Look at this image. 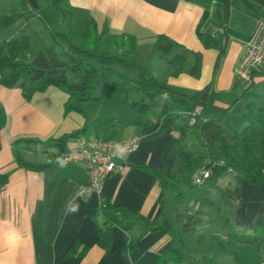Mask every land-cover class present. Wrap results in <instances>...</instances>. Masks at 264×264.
Segmentation results:
<instances>
[{
    "label": "crops",
    "instance_id": "obj_1",
    "mask_svg": "<svg viewBox=\"0 0 264 264\" xmlns=\"http://www.w3.org/2000/svg\"><path fill=\"white\" fill-rule=\"evenodd\" d=\"M245 2L258 9L262 17ZM67 4L72 13L74 35L82 36L87 21L92 19L98 31L106 26L111 34L134 36L137 63L145 77H153L163 86L187 95L210 86L217 108H227L241 97L243 85L236 74L238 63L260 17L264 18V0H230L227 20L223 5L218 1L201 4L186 0H67ZM205 11L208 12L207 26L225 32L221 54L216 48L204 47L196 35ZM160 35L179 45L168 59L187 51L182 71L177 75L172 65L152 50ZM196 54L200 55L201 63L200 74L194 77L189 70ZM137 75L140 78L139 72ZM254 81L264 88V68L254 75ZM66 100L67 95L56 87L36 92L26 100L19 87L0 85V174H8L7 182L0 188V264H158V259L172 243L168 234L143 233V229L137 227L132 236L141 237L128 251L125 233L113 226L109 247L102 249L97 245L98 224L94 217L104 197L112 205L137 212L150 221L160 219L162 191L152 175L135 165L159 169L174 146L177 133L140 138L138 149L127 157L124 171L104 181L102 194L81 197L77 194L78 188L88 184L83 168L74 164L62 166L58 160L43 170L19 168L12 148L18 139L40 141L33 145V150L22 154L33 165L45 164L48 154L73 148L77 136L61 145L57 140L82 128L86 119L91 122L103 115L91 116L83 107L85 115L65 113ZM259 107L264 108V94ZM204 112L205 118L214 114L211 109ZM133 130L119 137V129L117 141L138 136L137 129ZM80 135L96 137L92 130ZM258 144L262 157L260 167L264 172V133ZM230 178L229 190L234 192V197L229 192L232 203H227L226 207L230 226L221 223L225 242H230L228 236L233 231L251 234L257 220L264 216V179L258 186H251ZM222 180L217 183L218 191ZM74 208L77 210L73 211ZM74 245L75 252L68 257L67 252ZM236 248H241L243 257L253 261L248 258L245 263L230 252L236 254L235 264H264V255L255 256V247L241 244ZM222 253L227 250L220 246L215 254Z\"/></svg>",
    "mask_w": 264,
    "mask_h": 264
},
{
    "label": "trees",
    "instance_id": "obj_2",
    "mask_svg": "<svg viewBox=\"0 0 264 264\" xmlns=\"http://www.w3.org/2000/svg\"><path fill=\"white\" fill-rule=\"evenodd\" d=\"M36 1L39 4L37 11H41L43 7L40 0ZM44 1L47 8L61 13L63 27L60 31L51 28L45 16L38 15L37 11L29 6L22 12L0 13V85L5 88L19 87L26 100L36 92L56 87L67 95L64 112L82 115H85L82 104L98 100L95 92L102 87L110 98L117 92L124 95V103L134 113L132 126L137 129L140 138L153 139L160 135L177 133L174 146L165 156L159 169L135 165L152 175L162 191L159 202L160 219L150 221L137 212L112 205L104 197L101 198L99 213L94 218L98 224L97 245L100 248L109 247L111 229L117 226L125 233L126 247L131 251L141 237L134 238L132 233L135 228L141 227L143 233L162 232L171 238L172 243L158 259V264H184V252L188 250L184 235L191 223L201 227L202 218L189 215L182 223L181 229H178L175 223L180 222L182 213L174 210L178 207L186 208V205L194 204L195 201L211 204L213 201L209 196L210 190L217 188L219 180L230 175L229 170L233 171L236 180H243L251 186H258L264 179L258 144V139L264 133V108L259 107L264 88L254 81V75L261 69L252 71L248 85L241 84L243 93L238 100L227 108H217L214 106L215 94L210 86L187 95L163 86L153 77H145L137 63V42L134 36L111 34L106 26L98 31L96 23L89 19L85 33L77 37L72 31V13L67 0ZM186 1L201 4L218 1L223 5L224 18L227 20L230 0ZM23 2L28 4L27 0H21V3ZM246 5L260 13L252 5ZM260 16L262 17L261 13ZM35 18L47 33L49 45L39 49L30 63H24L19 60V55L28 50L32 39L26 34L4 38L1 34L18 20L27 23ZM207 21L208 12L205 11L197 26L196 35L204 47L216 48L221 54L225 32L210 29ZM175 47L179 45L160 35L156 37L152 50L166 59L174 68V75H177L182 71L187 51L184 50L168 59ZM200 63V55L196 54L194 64L189 70L192 76H199ZM131 69L139 72V80L126 78L124 71ZM164 93L166 98L162 99ZM131 94L138 95L139 100L130 102L128 96ZM197 106L202 108L201 115L189 126L184 113L193 111ZM207 109L213 110L214 114L205 118L202 114ZM119 125L117 119L112 117H99L91 122L86 119L82 128L64 135L57 142L61 145L65 140L84 135L91 130L96 133L97 139L117 141ZM189 136H193L199 146L207 150V159L198 149L186 148L185 142ZM39 143L40 141L34 139H18L13 142L12 148L19 168L43 170L58 160L59 154L53 153L47 155L45 164L33 165L22 157V154L33 150V145ZM176 159L182 162L177 174L173 172ZM202 169H210L211 175L202 185H194L193 180ZM7 179L8 174H0V188L5 185ZM223 222L225 227L230 226V215L226 216ZM228 240L253 246L264 253V216L257 220L251 234L233 231ZM75 249L76 245L72 246L67 256H72ZM200 264L214 263L211 258L203 255Z\"/></svg>",
    "mask_w": 264,
    "mask_h": 264
},
{
    "label": "rangeland",
    "instance_id": "obj_3",
    "mask_svg": "<svg viewBox=\"0 0 264 264\" xmlns=\"http://www.w3.org/2000/svg\"><path fill=\"white\" fill-rule=\"evenodd\" d=\"M40 4L43 8L41 11H37V14L44 15L47 24L51 28L60 31L63 27L61 13L58 10L47 8V3L44 0H40ZM28 6L29 5L25 2L21 3V0H0V13L10 14L12 12H22L27 9ZM21 34L28 35L32 41L28 50L19 55V60L24 63H30L38 53L39 49L49 45V38L47 33L44 32L41 23L37 18L31 19L27 23L18 20L16 24L10 29L4 31L1 34V37H18ZM116 68L120 69L119 67ZM124 73L128 79L139 78L138 75L136 76V73H138L136 69L126 70ZM146 74H148L147 69ZM239 89L242 88L239 87ZM95 95L98 97V100L82 104V107L87 113L91 114V116L94 114H101L105 117L117 119V121L120 123L119 137L126 136L127 134H130L132 131H134V127L131 124L134 119V113L124 103V95L122 93L117 92L113 97L110 98L101 87L95 92ZM128 100L130 102L138 101L139 96L136 94H131L128 96ZM203 116L207 117V114L204 112ZM185 143L186 148L194 150L198 149L203 157H207V150L201 148V146H199V142L194 140L193 136H189ZM181 166V160L176 159L173 172L177 174L180 171ZM233 176L234 174H230L228 178L231 177L230 179L235 180ZM228 178L222 180L221 184L219 185V191L217 188L210 190L209 196L211 199H213L211 204H200L199 202L195 201L194 204L186 205V208L178 207L176 210H174L175 212L177 211L182 213L180 222L178 221L175 223V226L178 229H181L182 223L187 217H189V215L192 217H201L203 223L201 227H197L191 223L189 225V229L184 235V241L186 247L188 248V250L184 252V264H200L203 255L211 258L214 264H235L234 255L236 254L240 256L245 263L248 262L249 259L250 261H253L252 258L243 257V254H241L243 250H241V248H236L237 245L241 244L232 241L225 242V232L222 229L221 223L223 224L224 218L228 216V209L226 207L227 203H232L230 193L232 197L234 196V192L229 190L230 183L228 182ZM202 190L203 189H199V191ZM220 246H223V248L227 250V253H222L220 256H218L215 254V252L218 251ZM244 246L251 247L249 245ZM230 252H234L236 254ZM255 252V256L257 257L264 255V253L260 250H256Z\"/></svg>",
    "mask_w": 264,
    "mask_h": 264
},
{
    "label": "built area",
    "instance_id": "obj_4",
    "mask_svg": "<svg viewBox=\"0 0 264 264\" xmlns=\"http://www.w3.org/2000/svg\"><path fill=\"white\" fill-rule=\"evenodd\" d=\"M264 68V18H260L254 31L244 45L243 55L238 63L237 78L242 85L251 82V73L254 70ZM166 94L162 95V99ZM202 108L197 106L191 112L184 113L188 119V125L192 126ZM140 137L134 136L118 141H103L97 138L77 137L76 145L59 153L58 162L65 166L68 164L78 165L88 175V184L79 187L77 194L81 197H88L92 194L101 195L104 181L113 174L121 173L127 166V157L139 147ZM128 149L129 154L121 159L116 155L117 146ZM229 174H234L229 170ZM211 175L210 169H202L199 175L193 180L194 185H202Z\"/></svg>",
    "mask_w": 264,
    "mask_h": 264
},
{
    "label": "clouds",
    "instance_id": "obj_5",
    "mask_svg": "<svg viewBox=\"0 0 264 264\" xmlns=\"http://www.w3.org/2000/svg\"><path fill=\"white\" fill-rule=\"evenodd\" d=\"M129 154L128 149L125 147L117 146V152L116 155L118 158H125ZM77 210L76 208L73 209V211Z\"/></svg>",
    "mask_w": 264,
    "mask_h": 264
},
{
    "label": "water",
    "instance_id": "obj_6",
    "mask_svg": "<svg viewBox=\"0 0 264 264\" xmlns=\"http://www.w3.org/2000/svg\"><path fill=\"white\" fill-rule=\"evenodd\" d=\"M29 7L34 10L37 11L39 10V4L36 0H27ZM246 86V85H243Z\"/></svg>",
    "mask_w": 264,
    "mask_h": 264
}]
</instances>
